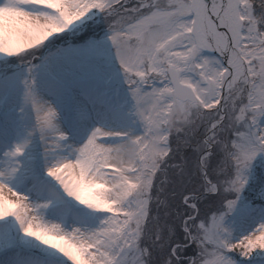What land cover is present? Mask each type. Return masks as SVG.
I'll return each instance as SVG.
<instances>
[{"label":"snow or ice","instance_id":"1","mask_svg":"<svg viewBox=\"0 0 264 264\" xmlns=\"http://www.w3.org/2000/svg\"><path fill=\"white\" fill-rule=\"evenodd\" d=\"M0 264H264V0H0Z\"/></svg>","mask_w":264,"mask_h":264}]
</instances>
